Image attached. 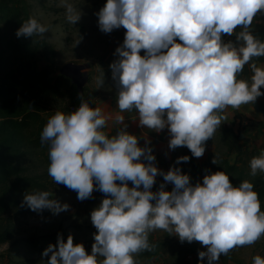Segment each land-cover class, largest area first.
I'll return each mask as SVG.
<instances>
[{
    "label": "clouds",
    "instance_id": "clouds-1",
    "mask_svg": "<svg viewBox=\"0 0 264 264\" xmlns=\"http://www.w3.org/2000/svg\"><path fill=\"white\" fill-rule=\"evenodd\" d=\"M71 24L81 20L71 0H61ZM264 15V0H107L96 13L104 33L126 29L110 65L121 112L135 110L139 126L170 136L169 149L187 147L200 158L206 142L228 120L227 109L256 103L264 96V41L250 31L254 18ZM241 30L237 32V29ZM49 27L35 16L23 21L17 37L43 36ZM225 36L235 39H225ZM143 50V54H141ZM248 65L250 79L238 78ZM102 87L104 80H98ZM79 106L56 110L41 134L49 145L48 175L56 184L85 200L99 190L105 196L90 213L96 232L89 252L74 243L73 234H58L42 256L46 264H137L136 254L151 250L150 233L162 230L180 242H199V264H219L222 255L254 244L264 236V210L254 183L233 184L222 170L193 184L177 157L164 172L155 163L151 141L128 131L123 115L109 136L103 129L111 119L94 101L79 95ZM212 163L221 165L215 154ZM251 177L264 173V151L249 161ZM158 176L164 183L153 186ZM131 182V186L129 185ZM172 189L166 190V184ZM22 204L53 214L70 205L51 198L49 191L27 192ZM252 264H264L257 254Z\"/></svg>",
    "mask_w": 264,
    "mask_h": 264
},
{
    "label": "rangeland",
    "instance_id": "rangeland-1",
    "mask_svg": "<svg viewBox=\"0 0 264 264\" xmlns=\"http://www.w3.org/2000/svg\"><path fill=\"white\" fill-rule=\"evenodd\" d=\"M27 1L31 6L32 16L49 27V31L43 36H35L36 39L45 40L54 49V53L49 49H42L40 55L37 56L38 67L44 66L50 70L48 79L54 83L61 75V68L68 63L85 65L84 71L88 72V79L82 91L69 77L63 75L65 80L58 81L61 86V92L58 94L41 93L40 96L35 97L36 91L28 90L27 95L36 99L45 116L50 118L56 110L68 113L71 106H79L81 93L84 98L94 101V107L95 104L96 106L103 105L104 101L111 96L117 98L118 90L112 79L110 65L117 59L114 53L116 48L123 43L126 29L121 27L111 33H104L100 30L96 13L107 0H71L77 10L82 11L81 20L77 24L67 21L66 10L61 0ZM15 67L18 68V63ZM238 78L250 79V73L243 71ZM100 79L104 80L102 87L97 83ZM239 113L247 117L245 122L252 118L258 120L261 125L258 127L248 125L241 128L240 119L236 117ZM222 114L227 115L228 120L217 129L213 139L206 142V151L200 158L193 157L185 146L177 147L175 150L169 149L170 136L167 128L157 133L140 127L138 122V125L132 128L131 133L140 137L141 146L145 144L144 135H147L156 156L155 163L164 172L175 164L177 157L189 155L188 162L176 166L190 174L193 184L202 182L205 174L216 171L215 164L212 163L215 154L218 157H227L230 162H238L240 167L250 172V159L264 151V96L259 97L256 103L242 105L239 109L229 108ZM224 128H232L235 135L228 134ZM245 138H249L247 145L244 144ZM230 146L235 147L230 150ZM237 146L249 148L257 153L243 157L244 159L239 161L240 148ZM47 158L49 159V155ZM33 162L36 165L31 169L32 172L48 171L50 162L38 161L35 158ZM161 183H164L163 176H158L155 185ZM129 185L131 186V182ZM49 187L51 198L68 203L70 208L59 214H53L51 210L44 209L14 219V237L0 244V264H46L51 254L49 257H43L42 253L49 244L57 242L58 234L61 233L65 240L70 233L73 234L74 243H83L85 248L91 252L94 243L93 234L97 230L91 222L90 213L102 202L105 195L99 196L95 202H92L91 197L81 201L77 199L76 191L63 184H56L51 177ZM159 187H156L154 191ZM172 187V184H166V190L170 191ZM7 225L8 220L5 216L0 219V230H4ZM149 240L154 247L136 254L137 264H198V252L205 250L204 246L197 241L181 243L177 236L162 230L150 233ZM257 254L264 257V236L252 245L237 247L236 261L227 264H252V258ZM205 264H207L206 258ZM219 264L224 263L219 262Z\"/></svg>",
    "mask_w": 264,
    "mask_h": 264
},
{
    "label": "trees",
    "instance_id": "trees-1",
    "mask_svg": "<svg viewBox=\"0 0 264 264\" xmlns=\"http://www.w3.org/2000/svg\"><path fill=\"white\" fill-rule=\"evenodd\" d=\"M32 17L31 6L27 0H0V219L7 216L8 225L0 230V244L10 241L14 237L13 220L33 211L22 204L27 192L49 191L50 176L48 171L34 173L33 158L38 161L50 160L47 158L48 144H41V134L45 126L40 106L30 98L27 93L33 89L35 97L41 93L61 92L59 82L48 81L50 70L48 67L40 68L37 56L42 49H49L54 53L45 40L35 37H17V29L22 22ZM241 29L238 28L237 32ZM259 39L264 41V28L249 29ZM14 33V35H12ZM257 64L264 61V57L255 58ZM18 63V68L15 65ZM240 119V127L248 125L260 126L255 119H247L242 114L236 116ZM228 134L235 135L232 128H224ZM249 138L244 139L248 144ZM235 147V146H234ZM230 146V150L234 149ZM240 148V160L249 155H256V151L249 148ZM37 156L38 158H36ZM221 165L215 164L216 171L224 170L230 176L233 184L242 180L254 183L259 193L261 207L264 210V173L251 177L250 172L240 167L238 162H230L227 157L219 156ZM160 184L153 186V190ZM104 193L96 190L91 199L95 202ZM222 255L220 261L227 264L236 261L235 251Z\"/></svg>",
    "mask_w": 264,
    "mask_h": 264
},
{
    "label": "crops",
    "instance_id": "crops-1",
    "mask_svg": "<svg viewBox=\"0 0 264 264\" xmlns=\"http://www.w3.org/2000/svg\"><path fill=\"white\" fill-rule=\"evenodd\" d=\"M261 28H264V15H260V14H258L255 18H254V20H253V23H252V25L250 26V29H261ZM225 39L226 40H228V39H232V40H234L235 39V37L234 36H232V37H228V36H225ZM263 41V40H262ZM258 65H264V61L263 62H259L258 63ZM40 68H44V66L43 67H39V69ZM62 69V68H61ZM243 71H245V72H248V73H250V77H251V75H252V72H251V70H250V68H249V66L248 65H245V67H244V70ZM88 73V72H87ZM69 77V76H66L65 74H63L62 72H61V75L55 80V82L54 83H56L57 81H59V80H65V78L63 77ZM71 80H72V82L73 83H75L74 81H73V79L71 78V77H69ZM48 81H50V79H48ZM51 82V81H50ZM52 83V82H51ZM77 84V83H76ZM78 85V84H77ZM78 88H79V86H78ZM83 88V87H82ZM60 90H61V86H60ZM79 90H81L82 91V89H80L79 88ZM36 92H37V89H36ZM52 92H49L48 94H51ZM54 94V93H53ZM34 100V102L36 103V104H38L37 103V101H36V99L34 98L33 99ZM97 104H95V106H96ZM39 106V105H38ZM99 106L102 108V110L107 114V115H110L111 116V119L109 120V122H108V126L107 127H105L104 129H103V131H105L108 135H113V134H115L117 131H118V129L120 128V127H122V125H120V124H118L117 122H116V116H118V115H123L124 117H125V122L128 124V131L129 132H132L133 131V129L132 128H135V126H137L138 125V117H137V113L135 112V110H133V111H131V112H128V111H125V112H121L119 109H118V106H117V98H114V97H110V98H108L107 99V101H104V103H103V105H101V104H99ZM41 108V107H40ZM40 112H41V114H42V116H43V118L45 119V125H46V123H47V121H48V116H45V114H44V111L41 109L40 110ZM235 262V261H234Z\"/></svg>",
    "mask_w": 264,
    "mask_h": 264
},
{
    "label": "water",
    "instance_id": "water-1",
    "mask_svg": "<svg viewBox=\"0 0 264 264\" xmlns=\"http://www.w3.org/2000/svg\"><path fill=\"white\" fill-rule=\"evenodd\" d=\"M85 68L86 66L82 64L68 63L62 67L61 72L71 77L73 81L78 84L79 88L82 89L84 83L87 82L88 79V73L84 71Z\"/></svg>",
    "mask_w": 264,
    "mask_h": 264
},
{
    "label": "built area",
    "instance_id": "built-area-1",
    "mask_svg": "<svg viewBox=\"0 0 264 264\" xmlns=\"http://www.w3.org/2000/svg\"><path fill=\"white\" fill-rule=\"evenodd\" d=\"M77 107H78V106H71L69 112L72 111V110H74V109H76ZM198 264H199V263H198Z\"/></svg>",
    "mask_w": 264,
    "mask_h": 264
}]
</instances>
